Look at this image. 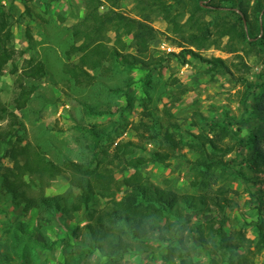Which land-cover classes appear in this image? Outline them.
Wrapping results in <instances>:
<instances>
[{"label":"trees","instance_id":"trees-1","mask_svg":"<svg viewBox=\"0 0 264 264\" xmlns=\"http://www.w3.org/2000/svg\"><path fill=\"white\" fill-rule=\"evenodd\" d=\"M44 1L45 12H49L51 6H54L51 9L53 13L57 11L55 5L58 0ZM202 2L204 0H137V16H132L120 9V0H82L84 12L69 29L71 40L64 50L67 60H63V73L72 84L69 86L90 88L116 73L141 70L149 74L150 70L162 67L167 58L150 53L151 43L160 33L152 24L154 15L162 16L170 25V30L178 36L176 43L182 49L168 54L177 57L181 65L189 63L190 56L204 62L205 72L211 77L234 75L227 59L204 57L201 52L215 48L236 55L240 49L247 54L254 47L262 49L264 0H209L210 7ZM101 6H106V10L101 12ZM184 12L187 18L182 21ZM57 14L61 21L66 20L64 11L59 10ZM207 15L212 18L207 19ZM10 16L11 13L0 4V74L9 64L12 65L10 73L17 74V88L10 103L15 110L25 113L33 94H40L37 91L40 82L48 79L57 83V80L45 59L26 57L28 49L13 46ZM21 16L31 20L42 18L40 13L34 17L29 6ZM48 20L44 15V22ZM25 34L27 39H32L29 26ZM130 35L129 42L127 37ZM225 38L227 42H224ZM128 48H133L134 52ZM77 54L79 56L74 60ZM240 57L244 56L240 54ZM237 67L241 72L236 82L243 87L237 92L239 104L244 109L243 119L233 118L225 110L217 121L214 117L197 113L205 126H200L198 131L186 128L184 134L181 123L170 119L175 115L166 112L169 119L168 125H165L155 109L144 102V117L133 127L139 141H116L119 133L114 121L105 126L94 122L85 124L79 120L75 127L84 133L89 142L82 150L84 155L80 152L77 158L70 156L69 152L63 153L49 127L44 126L41 131L44 148L39 140L38 143L29 140L21 130L19 115L10 110L8 103L0 100V119H7L5 125L0 124L2 184L25 213L37 211L39 228H44V224L50 225L53 218L60 223V227L71 228L72 235L81 238L82 252H99L115 260L127 254L136 244L140 247L145 245L155 235L160 242H167V253L164 255L167 264L177 259L180 264H186L188 256L195 250L189 245L192 240L210 246L215 252L221 251L228 264H250L249 254L264 249V219H259L256 224L257 241L247 238L241 229L227 230L224 226L227 221L225 212L235 203L230 196L233 190L227 181L230 177L233 181L240 178L264 181V177L260 176L264 172V84L249 80L247 71L250 67L245 61L241 60ZM129 78L114 81L117 86H107L102 100H87L83 106L84 114L105 118L112 113L110 103L118 97L125 99L126 109L129 110L133 106L131 86L134 84V80ZM151 80H147L148 91L145 92L148 100ZM257 87L261 88L259 93ZM185 91L182 89L181 93ZM174 93L176 91L169 94L172 96ZM239 120L246 124L254 120L257 124L248 127V132L244 133V126L234 127ZM193 122L198 124L199 120ZM149 143L153 144L151 149L147 148ZM111 146L113 149L110 152ZM183 148L190 149L194 157L189 161L194 172L193 185L202 190L198 195L180 194L171 187H162L141 171L147 163L169 164V160L179 156ZM230 154L234 156L228 157ZM4 157L12 162L11 166L2 162ZM120 168L131 170V173L117 178L115 174ZM64 173L70 176L67 189L47 195L46 188ZM219 180L226 182L219 185ZM249 192L251 202L263 209L264 197L252 190ZM213 211L217 212L219 226L215 227L213 222L203 225L199 216ZM81 212L86 214L87 223L70 227L67 217ZM186 214H190L188 218ZM193 217L195 222L188 225ZM6 232L15 236L17 246L24 245L18 255L23 264H30V260L34 262L37 246L50 250L58 242H63L66 248L72 250L76 245L67 233L65 236L58 233L57 238L51 239L44 232V238L39 239L25 223L12 224ZM29 242L36 246L28 245ZM240 249L245 251L238 253ZM9 257L6 252L0 253V261L5 264H11Z\"/></svg>","mask_w":264,"mask_h":264},{"label":"rangeland","instance_id":"rangeland-1","mask_svg":"<svg viewBox=\"0 0 264 264\" xmlns=\"http://www.w3.org/2000/svg\"><path fill=\"white\" fill-rule=\"evenodd\" d=\"M250 1L252 2V0ZM202 3L210 7L208 4L209 0H204ZM0 4L11 13L10 20L14 32L13 46L16 49H28L25 54L26 57L34 56L38 59H45L51 68L53 77L57 80V83H54L48 79H43L37 89L40 94H33L24 113L20 110H15L10 103L17 88V74L10 73L12 65L9 64L4 72L0 74V100L8 103L10 110H15L19 115L22 120L21 130L25 132L29 140L34 143H38L39 140L44 148V136L41 131L44 126L49 127L55 133L54 139L63 148V153L69 152V155L74 158H77L80 152L84 155L82 150H85L84 146L89 142L84 133L75 127L79 120L85 124L94 122L105 126L114 121L119 133V138H116V141L121 139L139 141L140 138L137 136L136 131L133 130V127L140 118L144 117L142 111L144 110L143 104L145 102L147 105L149 104V107L155 109L157 116L161 117V121L165 125H168L169 119L166 112L175 115L172 118L170 117V119L181 123L182 129L185 131L184 134H186V128L198 131L200 126H205V122L196 116L197 113L210 118L214 117L217 121L221 119L220 113L225 110L233 118L243 119L244 109L239 104L240 97L237 94L239 89L243 87L236 82V77L241 72L237 65H239L241 60L245 61L250 67V70L247 71L249 80L264 84V44L262 49L261 47H254L249 54L241 49L236 55L235 53H227L215 48L202 51L201 53L204 57L219 56L227 59L233 73H235L234 75L232 73L226 75L218 74L214 78L205 72V63L200 59L190 58L189 56L190 62L181 65L177 57L168 54L169 52L178 53L182 47L177 45L178 36L170 30V25L167 21L162 16L154 15L152 24L160 30V33L158 38L151 43L150 53L157 56L164 55L167 58L162 67L150 70L149 74L141 70L116 73L106 77L104 82L94 83L90 88L70 87L69 85L72 84L65 79V74L63 73V60H67L64 56V50L68 48L71 40V31L69 29L73 28L72 25L82 17L84 12L82 0H58L55 9L65 12V15H67L65 16V21H61L58 18L57 11L55 13L51 11L54 6L49 8V12H45L46 5L44 0H0ZM27 6L31 9L34 17L40 13L42 18L31 20L28 17H22L21 14ZM120 9L129 15L137 16V0H120ZM105 10L106 6L100 7L101 12ZM235 10L240 12L238 8H235ZM44 15L47 19L49 18L48 22H44ZM206 17L207 19L212 18L211 15ZM186 18L187 13L184 12L181 20L185 21ZM53 20L57 22L55 23ZM27 26L32 31V39L25 37ZM131 38V35L127 37L129 42ZM227 41L228 39L225 38L224 42ZM164 46L166 47L164 48ZM167 46H171L172 50H167ZM128 50L134 52L133 48H128ZM240 54L244 57H240ZM78 56L79 54L75 55L73 59L76 60ZM122 77H130L134 80L132 82L134 84L131 86L133 106L127 110L125 99L118 97L114 102L110 103L109 109L112 113L105 116V118L85 115L84 103L87 100H102V97L107 93L104 91L106 90L105 88L112 86V84L117 86L114 81L120 80ZM149 78H152V82H150L152 88H149L150 99L148 100L145 92L148 91L147 82L149 81L147 80ZM24 82L26 83L28 80H24ZM182 89L186 90L185 93H181ZM260 89L256 88L257 93L260 92ZM170 91L171 93L176 91V93L170 96ZM249 103L251 104L252 102L250 101ZM197 120H199L198 124L193 122ZM6 122L7 119H0V124L5 125ZM256 124L257 121L254 120L247 124L239 120L238 123L235 122L234 127L237 128L238 125L244 126V133H247L248 127H253ZM114 145L115 143H113ZM113 146H111L110 152ZM152 147V143L147 144L148 149ZM231 156L234 155H228V157ZM2 159L6 166L12 165L8 158L4 157ZM189 159L190 161L194 159L190 149L183 148L179 156L169 160V164L147 163L141 168V171L152 182L162 187H171L180 194L198 195L202 193V190L199 186L193 185L194 172L190 169ZM240 160L241 158H239ZM130 173L131 170L120 168L115 175L117 178H122ZM260 176L264 177V172H261ZM69 179L68 173L60 175L46 188L45 193L49 195L64 191L69 185ZM255 181L257 182L243 178L233 181L231 177L229 178L227 183L233 190L230 191V196L235 203L234 207L225 212L227 221L224 226L229 232L241 229L247 238L257 241L256 224L259 219H264V206L263 209H260L254 202H251L252 196L249 190L264 197V181ZM219 182V185H221L226 181L222 182L219 180ZM215 213L217 212L202 213L198 219L203 222V225L213 222L214 226L218 227L220 224L219 217ZM189 215L186 214V218ZM86 217L83 212L73 217L68 216V225L70 227H74L76 224L83 226L88 221ZM54 219L50 225L44 224V228H39L37 211L32 210L25 213L22 206L13 201L7 193L0 175V253H8L11 264H23L18 255L22 252L24 245L17 246L18 242L15 236L6 232L9 226L12 227V224L18 225L19 223H25L27 229L37 235L39 239L44 238V232L51 239L57 238L56 234L58 233L61 236H65L67 233L71 236L74 244H76L72 250L66 248L63 242H58L50 250L37 246V255L35 254L34 262L30 260V264H167L164 258L167 253V242H160L155 235L145 245L140 247V245L136 244L127 254L121 258L115 257L117 259L114 258L115 260H113L112 257L104 256L99 252H82V244L79 241L81 238H75L72 235L71 228L60 227V223ZM195 220L196 218H191L188 225H192ZM81 231L83 235L84 232L83 230ZM207 232L208 230H206ZM186 233L187 230L184 231V234ZM29 244L32 247L36 246L32 242H29ZM189 245L191 247L194 246L195 250L190 254V257L188 256L186 264H218L217 262L228 264L221 251L215 252L210 246L203 245L196 240H192ZM254 248L253 246L252 249ZM244 251V249H240L238 253H243ZM249 259L250 264H264V249L259 253L249 254ZM180 263L181 261L177 259L170 264ZM0 264L5 263L0 261Z\"/></svg>","mask_w":264,"mask_h":264},{"label":"built area","instance_id":"built-area-1","mask_svg":"<svg viewBox=\"0 0 264 264\" xmlns=\"http://www.w3.org/2000/svg\"><path fill=\"white\" fill-rule=\"evenodd\" d=\"M166 46H164L165 48ZM167 50L171 51L172 50V47L171 46H167Z\"/></svg>","mask_w":264,"mask_h":264},{"label":"water","instance_id":"water-1","mask_svg":"<svg viewBox=\"0 0 264 264\" xmlns=\"http://www.w3.org/2000/svg\"><path fill=\"white\" fill-rule=\"evenodd\" d=\"M245 27H246V20L244 19Z\"/></svg>","mask_w":264,"mask_h":264}]
</instances>
